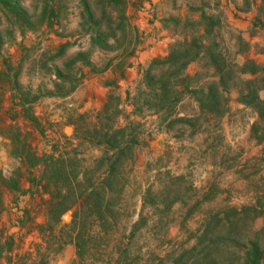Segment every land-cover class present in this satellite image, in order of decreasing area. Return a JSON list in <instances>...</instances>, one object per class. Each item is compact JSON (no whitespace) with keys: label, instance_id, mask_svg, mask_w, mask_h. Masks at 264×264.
Wrapping results in <instances>:
<instances>
[{"label":"rangeland","instance_id":"1","mask_svg":"<svg viewBox=\"0 0 264 264\" xmlns=\"http://www.w3.org/2000/svg\"><path fill=\"white\" fill-rule=\"evenodd\" d=\"M13 1L18 4L17 12L0 8V73L2 74L0 79L2 135L0 136L6 140L5 144L0 142V146L4 149L0 154V264L6 263L7 254L11 250H19L25 243L26 247H33L36 255L31 257L29 253H25L23 256L11 258L14 264H173L183 251L189 250L197 243L205 226L213 218L221 221L213 231V235H217L215 237L218 238V246L212 252V258L217 259L220 264H242L248 241H258L264 251V220H257L259 217L264 219L263 111L262 116L255 111L258 117L250 127L249 121L246 120V118L252 119L250 114L246 113L244 117L239 114L233 121L234 129L237 123L236 132H245L248 127L251 137L261 145L256 156L250 158L248 164L244 165V168L255 173L257 177L254 183L260 194L257 196L256 207L239 208L227 203L220 204L218 201L204 203L203 200L207 198L200 197V194L194 190L195 178L188 172L178 175L171 173L170 170L165 169L166 163L163 159L155 161V158H148L145 163L142 157V163L137 164L139 152L135 147L137 144V140H134L135 129H130L131 133L130 130L127 131L126 140L134 138V143L130 150L125 151L121 163L116 168L112 188L107 186V191L93 190L99 194L102 199L101 204L103 203L101 206H95V200H89L87 194H84L95 181L85 143L88 141V144L97 147L100 141H103L107 129L109 133L114 131L111 127L114 113L112 110L105 114L99 124L93 121L87 123L82 119L77 121V129L80 133L79 147L73 148L72 142H66L69 144L67 145L69 150L62 155L65 167L76 175L72 183L75 190L71 199L76 200L82 193L80 199L76 200L77 203L66 213L57 216L58 222H54L56 215L51 216L45 205V201L50 198L49 193L36 189L31 195L34 196L32 201L29 200L27 206L22 204L24 200H20L21 192L20 195L17 194L19 188L24 189L29 178H38L43 168L42 165L28 168L24 165L25 160L23 161L22 157L12 155L14 146L9 136L16 137L19 129L20 141L26 143L34 154L42 156L46 153L38 152L41 142L39 138L47 144H52V141L63 137V134H72L71 127H51L47 122L43 123L41 117L39 128L29 121L18 124L17 112H13L10 107L8 95L10 89L17 91L13 83L18 68L15 65H23L27 62L32 66L36 59L32 56L41 44L37 42L27 51L24 46L23 49L21 48L22 41H53L47 37L53 31L71 35V41L76 35L78 37L74 41H87L89 34L86 30L89 29L93 37L96 31L108 35L114 32V36H110L106 41H121L128 46L134 40V36L131 30H119L116 27L118 10L115 5H109L108 0H87L95 21L99 22L98 26L87 21L81 0ZM45 7L48 11L42 18ZM52 11L53 16L50 15ZM73 20H76V26L78 25L79 28L75 29L73 25L71 26ZM9 45L16 48V53L10 52ZM243 48L247 50L246 46ZM217 51L219 50L215 48L214 52ZM219 52L225 59L224 64L221 65L226 73L231 74V76L226 75V84L232 90L239 87L248 101L253 97L252 104L257 109L259 105L256 97L259 100L260 97L264 99V66H257V75L254 79L240 78L238 68L227 62L233 54L223 49ZM252 52L264 55V47L255 43ZM18 58L21 63L17 62ZM166 68L156 66L153 75L160 77ZM3 74L8 75V78L4 79ZM194 80L199 81V76L188 81ZM22 92H25L23 88ZM138 104L140 107L142 100H138ZM22 115L26 116L25 111ZM213 124L215 126V123ZM236 132L233 134L237 135ZM230 136L235 138V135ZM221 138L228 141L227 137ZM20 143L15 144L20 146ZM227 144L228 142H225V146ZM100 145L104 152L107 146L104 143ZM111 152L109 151L110 154ZM86 155L88 158L85 157ZM240 156L239 152L237 157ZM237 157L228 158L230 165H237V161L239 163ZM93 167L95 171H100L104 166L99 167V161L95 160ZM79 173H82V180L78 178ZM13 181L17 183L18 190L10 187ZM65 182V180L60 181V187L67 186ZM17 202L23 205L21 211H13ZM244 208L248 211H243ZM226 215H230L228 221L224 219ZM17 225L23 229L24 234L13 237L15 231L10 232V228ZM67 246H71L72 250L65 255Z\"/></svg>","mask_w":264,"mask_h":264},{"label":"crops","instance_id":"2","mask_svg":"<svg viewBox=\"0 0 264 264\" xmlns=\"http://www.w3.org/2000/svg\"><path fill=\"white\" fill-rule=\"evenodd\" d=\"M125 2L126 23L133 29L134 36L128 46L113 40L106 41L102 48L96 43L92 44L89 35L87 41H74L77 35L71 41V35H63L58 31L47 35L53 41H22L21 48L25 47L27 51L37 42L41 44L32 56L36 58L32 66L27 62L15 65L18 67L15 71L17 82L25 91H8L9 105L13 112H17L18 124L27 121L32 123L26 113L28 111L37 128L41 126L40 117L43 123L47 122L51 127H71V135L63 134L52 144L39 138L40 154L64 155L69 150L66 142H72L73 148L79 147L77 121L82 119L87 123L93 121L99 124L105 114L112 110L113 130L135 129L133 139L137 140L135 147L139 152L137 164L142 163V157L145 163L148 158H155V161L163 159L165 169L171 173L178 175L188 172L195 178L194 190L200 197L207 198L203 200L204 203L218 201L239 208L256 207L260 194L254 183L257 177L244 165L256 156L261 145L251 137L248 127L245 132H236L237 123L234 129L233 121L239 114L243 117L246 113L250 114L252 119L246 118L250 127L258 117L257 110L242 95L239 87L232 90L226 84L225 69L220 72L205 49L214 43L219 51L223 49L232 53V58L227 62L238 68V76L254 79L257 66H264V55L252 52L255 43L264 47V0ZM76 24V20H73L71 26L79 28ZM192 40L201 41L203 50L185 69L188 80L195 79V76L200 78L199 81H188L189 89L206 93L211 84H216L219 94L226 98L222 107L217 106L221 112L202 109L195 96L189 92L182 95L171 113L147 110L142 105L141 112L137 111L138 93L146 90L144 71L151 61L167 57L175 44H189ZM9 47L12 54L16 53L15 47ZM219 51L217 53L223 57ZM20 58L18 63H21ZM249 62L255 65L256 72L242 73V66ZM24 96L26 101L23 100ZM260 99L264 100L262 97ZM20 111H25L26 118ZM235 132L237 135L233 134ZM230 135H235V138ZM222 136L227 137L228 141H224ZM0 142L5 144L6 140L0 136ZM225 142H228L227 146ZM85 144L95 179L88 191H107L104 185L108 177L107 166L100 171H95L93 167V161L99 160L104 153L102 145L92 146L88 141ZM2 149L0 146V154L4 152ZM239 152L241 156L238 158ZM232 156L239 160L237 165H230L228 158ZM85 157L88 158L87 155ZM78 178L82 180V173H79ZM19 190L17 194L21 192L20 200H24L22 204L27 206L29 200L34 198L31 195L35 187L27 182L24 189ZM22 204L17 202L13 211H21ZM257 220L264 219L259 217ZM12 231H15L13 237L24 234L18 225L12 226ZM71 250L72 247L67 246L65 255ZM25 253L31 257L36 255L33 247H26L25 243L19 250H11L4 264H14L11 258Z\"/></svg>","mask_w":264,"mask_h":264},{"label":"trees","instance_id":"3","mask_svg":"<svg viewBox=\"0 0 264 264\" xmlns=\"http://www.w3.org/2000/svg\"><path fill=\"white\" fill-rule=\"evenodd\" d=\"M81 3L87 21L98 26L99 22L95 21L94 14L91 11L88 1L81 0ZM108 4L113 6L115 5L118 10V24L116 27L119 30L129 29L133 33V29L126 23L125 0H108ZM0 8L17 12L18 4L13 0H0ZM46 8L47 7H45L43 10L42 18L48 11ZM50 15L53 16L54 12L52 11ZM86 32L89 34L92 44L96 43L102 48L105 46L106 40L110 36H114V32L108 35L101 31H96L95 37H93L91 30L87 29ZM200 43L201 41L192 40L189 44H175L171 48L167 57L163 59H153L151 61L147 69L144 71L143 76V83L145 84L146 90L139 92L137 97L138 100H142V105L145 106L147 110H165V112L171 113L174 106L180 101L182 95L185 92H189L195 96L202 109H207L209 112H221L217 109V106L222 105V103L226 101V98L219 94L218 86L216 84H211L208 87V92L206 93H204L202 90H190L188 86V78L184 73L187 65L191 61L195 60L203 50V47L200 45ZM215 48L216 45L211 43V45L205 49V52L213 59L217 69L222 72L224 71L223 65H221L223 60L220 54L214 52ZM156 66L167 67L166 71H162L160 77L153 75V70ZM241 72H249L254 74L256 72L255 65L250 62L244 64L241 68ZM226 75L229 76L230 73H226ZM1 77L2 74L0 73V79ZM3 77L4 79H7L8 75L3 74ZM16 79L17 75H15V80L13 82L14 87L18 92H22V88ZM221 84H223L222 79ZM23 100H27L25 96L23 97ZM32 100H34V98ZM252 100L250 99L251 105ZM256 100L257 104L259 105L258 108L255 106L257 108L256 110L259 112V115L262 116V111L264 112V100L261 101L257 97ZM137 111L141 112V107H138ZM26 113L31 119L32 123H35L34 119L30 117L28 111ZM131 132L132 131L130 130V133ZM20 134L21 133L18 129L16 137L9 136L12 146H14L11 154L22 157L21 159H23V161L25 160L24 165L28 168L42 165L43 169L41 175L38 178H29V183L35 187V190L40 189L41 192L49 193L50 198L49 200L45 201V205L49 209L51 216L53 214L56 215L54 222H58L59 219H57V216L62 215L71 209L72 206L77 203L76 200L78 198L80 199V195H82V193H80L76 200L71 199L75 190V186H73L72 183L75 180L76 175L73 174L72 170L70 172L66 169L65 161L62 155L45 154L42 156H37L29 149L26 143L20 141L18 137ZM0 135H2L1 129ZM126 138L127 129H117L110 133L107 129V131L104 133L103 141H100L99 143V145L104 143L107 146V149H105L102 157L98 161L99 167L107 166L108 168V177L105 179L104 185L109 186L110 188H112V182L116 177V168L121 163L122 156L126 150L131 149V145L134 143L132 138L129 141H127ZM16 142H21L20 146L16 145ZM109 151H112L111 154ZM62 180L66 181L65 183L67 186L60 187V181ZM10 187L12 189L18 190V185L15 181L11 183ZM93 190L94 189L88 191V189H86L84 194H87V198L89 197V200H95V206H101L103 204H101L102 199L98 193L94 192L96 190ZM243 211H248V209L244 208ZM228 216L230 215H226L224 218L227 221L229 220ZM219 223H221V221L213 218L205 226V229L198 237L197 243L189 250L183 251L173 262V264H220L217 259L212 258V252H214L218 246V238L215 237L217 235H213V231L216 227H218ZM263 258L264 251L261 248L259 242L248 241L246 251L242 257V264H262ZM159 261L162 262V260Z\"/></svg>","mask_w":264,"mask_h":264},{"label":"bare ground","instance_id":"4","mask_svg":"<svg viewBox=\"0 0 264 264\" xmlns=\"http://www.w3.org/2000/svg\"><path fill=\"white\" fill-rule=\"evenodd\" d=\"M67 132H69V130L67 129Z\"/></svg>","mask_w":264,"mask_h":264}]
</instances>
